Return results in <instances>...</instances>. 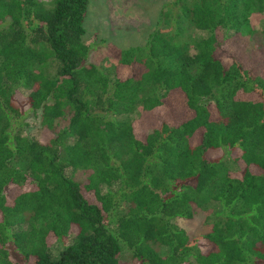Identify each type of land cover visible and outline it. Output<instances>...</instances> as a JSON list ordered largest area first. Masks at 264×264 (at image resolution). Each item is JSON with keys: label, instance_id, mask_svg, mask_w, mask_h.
Masks as SVG:
<instances>
[{"label": "trees", "instance_id": "obj_1", "mask_svg": "<svg viewBox=\"0 0 264 264\" xmlns=\"http://www.w3.org/2000/svg\"><path fill=\"white\" fill-rule=\"evenodd\" d=\"M88 2L0 0V264H264V60L216 55L257 34L264 57V0H167L112 70L88 60ZM207 206L206 233L174 223Z\"/></svg>", "mask_w": 264, "mask_h": 264}, {"label": "rangeland", "instance_id": "obj_2", "mask_svg": "<svg viewBox=\"0 0 264 264\" xmlns=\"http://www.w3.org/2000/svg\"><path fill=\"white\" fill-rule=\"evenodd\" d=\"M45 4L51 3L52 0H40ZM167 0H89L87 14L84 21L85 34L84 42L90 47L89 61L97 64L100 68L112 70L115 65L113 56H107L109 50L114 47L118 50L127 49L129 47L143 45L150 32L154 28H161L159 21L160 11ZM251 23L255 26V30L261 29L264 24V14H255L252 16ZM171 25V28L169 27ZM168 30H175L176 23L171 22ZM166 29V28H164ZM190 37H195L199 32L192 30L191 26L185 25L184 32ZM222 34L218 35L221 39ZM260 37L256 34L252 38L249 36H239L237 40L230 39L224 41L216 52V55L225 63L233 60L242 61L246 66L256 67L260 65L264 57L260 51L255 50L256 44H260ZM262 45V44H261ZM262 49V47L260 48ZM259 49V50H260ZM121 74H128L130 71L124 67H120ZM132 71V70H131ZM133 72V71H132ZM146 122H141L139 132L144 136L157 124L158 120L155 114L142 113ZM141 116V117H142ZM23 122V120H22ZM25 122L28 123L26 128L36 125L37 119L27 113ZM138 128V127H137ZM141 130V131H140ZM228 169L237 170L238 166L230 159L225 158L222 162ZM82 172L80 170L74 173V177L79 179ZM215 208L207 206L206 208H195V214L190 219L176 218L174 223L184 229L190 237L199 236L206 233L213 221V213ZM213 218V219H212ZM72 235L69 242L73 240ZM63 244L56 242L50 247L52 254L57 255L62 249ZM129 254L123 251L120 261L122 264H131Z\"/></svg>", "mask_w": 264, "mask_h": 264}]
</instances>
